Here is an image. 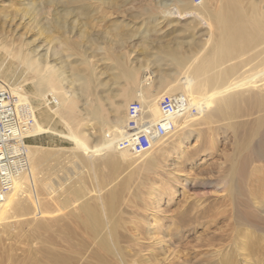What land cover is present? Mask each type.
<instances>
[{
    "label": "bare ground",
    "instance_id": "6f19581e",
    "mask_svg": "<svg viewBox=\"0 0 264 264\" xmlns=\"http://www.w3.org/2000/svg\"><path fill=\"white\" fill-rule=\"evenodd\" d=\"M84 1L73 0L72 3ZM216 1L218 5L215 6ZM159 2L163 18H174L176 24L190 18L182 25L187 30L201 27L206 41L199 46L194 39L195 33L190 35V41L176 38L171 46L162 44V48L153 53L154 57L146 56L138 69L116 61L114 67L117 76L124 79V86L118 95L111 96L109 102L114 122H107L97 99H90L95 94L97 77L94 66L83 55L78 62L85 67L86 73L81 77L79 94L86 97L91 106L82 110V115L68 100L61 112L63 118L55 112H35L29 97L13 87L10 76L7 81L1 78L0 66V89L23 105L25 116L32 120L24 137L25 170L17 175L14 185L0 199V216L5 215L0 221V232L5 241L22 245L23 258H35L42 264H180L176 253L169 252L168 243L155 238L158 231L142 232L141 225L134 222L131 226L137 234L128 235L126 223L129 221L124 222L120 209L121 192L129 187V182L120 181L118 185L107 187L104 181L105 177L115 181L121 169L127 166H138L136 170L140 173H156L159 163L152 154L164 151V138H168L167 144L172 142L171 149L175 150L191 132L202 142L206 137L202 131L204 127L209 130L211 126L222 128L233 134L234 156H238L239 161H233L226 170L228 200L251 209L246 216L239 215L241 221L248 219L251 226L253 222H264V218L261 220L258 216L264 211L263 195H260L264 177L251 179L256 185L250 191L242 184L246 180V167L264 162V1L199 0L194 2L197 6L192 9L179 1L177 7L173 6V13L169 12L170 7L166 11V4ZM72 3L70 0L69 4ZM79 8L83 15L87 13L86 5ZM140 42L151 45L149 34L141 36ZM148 51H152L151 48ZM19 53L17 50L8 54L3 50L0 59L6 58L11 64ZM46 59L38 60L42 71H50ZM146 61L155 64L158 75L155 76ZM164 67H175L178 71L160 73ZM71 94L76 97V93ZM178 94L188 99V107H195V114L188 109L176 112L174 131L143 153L144 159L142 154L137 156L117 150L118 139L160 121L159 104ZM130 98L142 105L143 112L138 119L129 118L125 111ZM54 116L66 134L57 135L52 131L51 124L57 122ZM85 123L92 131L91 136L96 137L92 149L84 140ZM44 135L62 138L71 148L48 151L37 145H26L28 140L35 142ZM102 166L108 167V176L102 172ZM136 170L129 176L135 175ZM156 176L161 182L160 175ZM87 186L93 189L89 190ZM169 191L166 190L168 195L172 193ZM244 191L247 195L240 202L239 196ZM12 221L17 224L16 230L11 228ZM241 246L248 248V243ZM12 247L17 249V246ZM242 250L243 257L247 256L246 251L250 254L249 250ZM231 257L221 264H233Z\"/></svg>",
    "mask_w": 264,
    "mask_h": 264
},
{
    "label": "rangeland",
    "instance_id": "374dc122",
    "mask_svg": "<svg viewBox=\"0 0 264 264\" xmlns=\"http://www.w3.org/2000/svg\"><path fill=\"white\" fill-rule=\"evenodd\" d=\"M69 1L0 0V53L2 55L3 50L8 54L18 50L21 56L27 57L16 56L11 64L6 58H1V78L7 81L9 75L13 87L21 89L29 97L35 112H55L63 118L61 112H64L68 100L82 115V110L90 108L86 97L79 94L83 81L81 77L86 73L85 67L78 62L83 55L94 66L97 77L95 94L90 99H97L107 122H114L109 102L111 96L118 95L119 89L124 86V79L117 76L118 71L114 67L116 61L138 69L145 57H154L153 53L162 48V44L171 46L176 38L190 41V35L195 33L194 39L201 46L207 38L201 27L187 30L182 25L190 18L179 20L176 24L173 23L174 18H163L161 15L163 9L159 1L166 4V11L170 9L169 12L173 13V6L177 7L179 1L187 3L192 9L199 0H85L77 3L71 0L72 4ZM51 2L53 5H50ZM81 5L87 6L85 15L79 10ZM145 33L149 34L151 45L140 42ZM150 48L152 51H148ZM42 56L47 57L50 71H42L41 64H38V60H44ZM150 61L146 64L156 76L157 69ZM172 70L178 71L175 67H164L159 71L172 74ZM71 92L76 93V97ZM133 101L135 99L130 98L126 105ZM56 121L50 126L52 131L57 135L66 134L59 120ZM213 129H202L204 137L206 135L202 142L197 141L195 133L191 132L175 150L171 149L172 142L167 144L169 140L164 138V151L152 154L159 163L156 173H140L136 170L138 166H127L121 169L115 181L105 177L104 186L128 180L129 187L121 192L120 209L123 221H129L126 223L128 235L137 234L131 224L138 223L142 232L158 231L155 238L168 243L169 252L176 253L180 264H221L229 256H232L233 264H264V222H253L251 226L248 219H239L240 214L246 216L251 210L239 205L247 195L245 191L239 196V206L228 200L226 170L239 159L234 156L233 134L222 128ZM91 133L89 126L83 128L84 140L90 149L96 145V137ZM26 145H37L48 151H67L71 148L67 141L52 135H44L35 142L28 140ZM101 170L104 175L108 174L107 166H102ZM132 170L137 171L134 179L129 176ZM157 174L161 182H158ZM262 177L264 162L255 163L246 167L245 183L240 182L250 191L256 185L251 179ZM89 187V190L93 189ZM169 189L172 193L168 195L166 190ZM260 191L264 203V189ZM258 216L263 220L264 211ZM1 218L4 220L5 215L0 216V221ZM16 225L11 222L13 230H16ZM3 238L0 232V264H42L35 258H23L20 251L22 245H13L11 240ZM247 243L248 248H242L241 245ZM12 246H17V249ZM242 249L249 250L250 254L246 251L247 256L243 257Z\"/></svg>",
    "mask_w": 264,
    "mask_h": 264
},
{
    "label": "built area",
    "instance_id": "2783aa9c",
    "mask_svg": "<svg viewBox=\"0 0 264 264\" xmlns=\"http://www.w3.org/2000/svg\"><path fill=\"white\" fill-rule=\"evenodd\" d=\"M188 106V99L180 94L162 101L159 104L160 121L119 140L117 150L137 156L146 153L157 140L174 131L173 116L176 112L187 109L192 114L197 112L195 107ZM141 112L142 105L138 101L131 102L126 108L127 116L131 119H138ZM31 123V118L25 116L24 106L19 105L7 91L0 89V199L14 185L17 175L25 170L24 137Z\"/></svg>",
    "mask_w": 264,
    "mask_h": 264
}]
</instances>
